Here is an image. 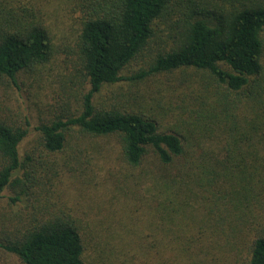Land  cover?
<instances>
[{"label":"trees","instance_id":"16d2710c","mask_svg":"<svg viewBox=\"0 0 264 264\" xmlns=\"http://www.w3.org/2000/svg\"><path fill=\"white\" fill-rule=\"evenodd\" d=\"M71 9L79 19L78 65L89 89L79 111L41 121L36 128L41 149L62 152L76 129L92 138L118 136L123 160L133 168L149 151L167 170L182 161L181 171L195 169L196 187L210 195L209 214L218 217L227 241L245 250L247 264H264V227L253 229L254 211L241 210L240 219L227 225L228 213L250 196L264 198V0H75ZM160 20L167 23L170 48L147 69L122 76L147 48ZM52 56L51 36L36 19V5L0 0V84L21 88L20 78L39 71ZM187 70L206 73L210 89L201 102L208 112H199L209 126L192 124L189 135L162 130L155 117L99 109L93 102L105 85ZM31 127L29 118L16 122L0 116V193L11 191L9 200L21 203L23 213L35 212L33 225L0 237V248L22 264H86L87 241L76 220L39 206L46 177L36 149L20 154ZM199 127L224 140L222 161H213L212 152L193 157L190 136ZM20 209L14 212L22 216ZM99 259L96 253L94 260Z\"/></svg>","mask_w":264,"mask_h":264},{"label":"rangeland","instance_id":"374dc122","mask_svg":"<svg viewBox=\"0 0 264 264\" xmlns=\"http://www.w3.org/2000/svg\"><path fill=\"white\" fill-rule=\"evenodd\" d=\"M27 1L36 5V19L50 33L53 56L36 73L23 75L21 88L0 84V116L16 122L30 119L32 127L20 145V154L36 149L41 175L46 177L39 206L46 210L52 206L53 211L65 212L76 220L87 241L86 264H247L245 250L233 248L217 223L218 217L209 214L210 195L196 187L195 169L182 172V161L167 170L149 151L143 164L133 168L123 160L118 136L92 138L76 129H71L62 152L51 154L41 149L36 130L41 121L79 111L89 86L78 65L80 25L71 9L75 0ZM171 43L167 23L158 21L155 36L122 76L147 69ZM206 76L187 70L162 73L137 83L122 80L103 86L93 102L99 109L155 117L162 130L189 135L192 124L209 126L200 117L209 109L201 106L208 94ZM204 130L192 129L193 157L212 152L213 161H222L224 140ZM219 171L223 172L221 167ZM10 196L11 191L0 193V237L35 222V212L23 213V205L12 203ZM263 199L250 196L237 212L228 213L227 225L239 220L246 210L247 215L255 213V231L264 227ZM18 209L22 216L14 212ZM96 253L98 261L94 260ZM0 264L22 263L0 248Z\"/></svg>","mask_w":264,"mask_h":264}]
</instances>
